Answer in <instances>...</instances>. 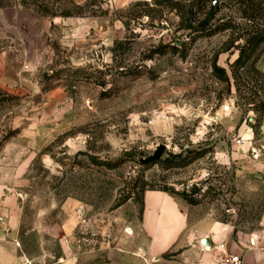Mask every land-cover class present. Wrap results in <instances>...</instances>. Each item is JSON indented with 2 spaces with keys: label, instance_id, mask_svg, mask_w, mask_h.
Instances as JSON below:
<instances>
[{
  "label": "rangeland",
  "instance_id": "obj_1",
  "mask_svg": "<svg viewBox=\"0 0 264 264\" xmlns=\"http://www.w3.org/2000/svg\"><path fill=\"white\" fill-rule=\"evenodd\" d=\"M252 37L264 39V0H0V242L21 264H145L121 242L138 240L144 193L163 190L257 231L264 43ZM161 146L158 162L186 165L145 164Z\"/></svg>",
  "mask_w": 264,
  "mask_h": 264
},
{
  "label": "crops",
  "instance_id": "obj_2",
  "mask_svg": "<svg viewBox=\"0 0 264 264\" xmlns=\"http://www.w3.org/2000/svg\"><path fill=\"white\" fill-rule=\"evenodd\" d=\"M142 202L139 241L125 237L121 243L145 264H228L233 256H240L243 264H264V212L257 231L242 236L212 216H199V206L189 210L165 192L147 191ZM205 239L208 248L201 245ZM167 253L169 260L163 258ZM21 263L16 248L0 242V264ZM59 264L75 260L63 257Z\"/></svg>",
  "mask_w": 264,
  "mask_h": 264
},
{
  "label": "trees",
  "instance_id": "obj_3",
  "mask_svg": "<svg viewBox=\"0 0 264 264\" xmlns=\"http://www.w3.org/2000/svg\"><path fill=\"white\" fill-rule=\"evenodd\" d=\"M78 11L77 12H70V11H67V12H63L61 13L60 15L62 17H72V16H83L84 13L82 12V10L80 8H77ZM48 12V10H46V13ZM49 13V12H48ZM55 13V12H54ZM51 14L52 16H55V14ZM214 34H216V32H213L211 34H207V36L205 37H210V36H213ZM247 43L248 45H253L254 47H258L260 46L262 43H264V39L260 38L259 40L252 37L250 39L247 40ZM174 50L176 51L177 48H174ZM242 62V58L239 57L236 64H240ZM215 72H216V76H218L220 79H224L225 81H229L228 80V77L226 76V72L225 70L223 69H220V68H215ZM157 164H160L163 168H166V169H171V168H174V167H180V166H185L186 165V162L185 160L181 162V164H177V163H173L171 162V159L170 158H167L166 160H161L160 162H158ZM162 192H165L167 194H170L171 196H174V195H181L183 197V199L190 205V206H198L202 203V200H198V199H194V198H191V195L197 193V192H194L193 194H187L186 192H183L182 194H177L176 192H174L173 190L170 191V190H163Z\"/></svg>",
  "mask_w": 264,
  "mask_h": 264
},
{
  "label": "water",
  "instance_id": "obj_4",
  "mask_svg": "<svg viewBox=\"0 0 264 264\" xmlns=\"http://www.w3.org/2000/svg\"><path fill=\"white\" fill-rule=\"evenodd\" d=\"M225 109H226V111L229 110V105L228 104L225 105ZM165 149H166L165 146H161L155 152V154L153 156L149 157L148 159H146L144 163L145 164H149V163H156V162H158L162 158ZM201 245H202L203 248H208L209 247V240L208 239L202 240L201 241Z\"/></svg>",
  "mask_w": 264,
  "mask_h": 264
},
{
  "label": "built area",
  "instance_id": "obj_5",
  "mask_svg": "<svg viewBox=\"0 0 264 264\" xmlns=\"http://www.w3.org/2000/svg\"><path fill=\"white\" fill-rule=\"evenodd\" d=\"M228 264H243V260L240 256H233L229 259Z\"/></svg>",
  "mask_w": 264,
  "mask_h": 264
}]
</instances>
